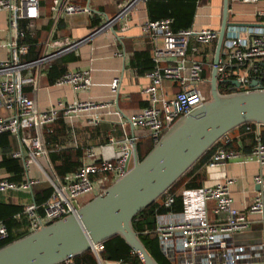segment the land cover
Wrapping results in <instances>:
<instances>
[{
	"label": "built area",
	"instance_id": "1",
	"mask_svg": "<svg viewBox=\"0 0 264 264\" xmlns=\"http://www.w3.org/2000/svg\"><path fill=\"white\" fill-rule=\"evenodd\" d=\"M139 1L120 2L121 9L117 14L97 30L106 26L113 28L115 22L123 18L126 20ZM241 1L253 3L259 0ZM40 4L41 0H0V10L9 12L10 38L7 44L11 48L8 57H0V109L3 110L0 113V133L10 132L17 136L19 145L12 150V155L21 160L27 173V178L22 181L0 177V192L17 189L31 191L34 184L40 181V178L30 174L33 168L39 170L53 186L50 197L43 204V212L36 203L25 204L30 231L75 213L83 196L104 191L108 185L104 187L102 182L107 177L114 181L125 174L134 163L135 150L138 151L139 137L135 134V128L146 127L147 136H151L156 143L182 115L207 100L199 88V82L208 80L204 75L208 64L211 68L217 67L218 86L222 93L245 90L254 77L260 80L261 76L264 88V20L247 25L230 24L224 39L222 58L215 63L197 58V55L201 53V45L217 41L218 29L210 26L175 28L172 16L147 19L142 28L154 46L152 67L147 72L149 82L142 92L147 95L149 104L121 121V133L111 134L105 142L99 143L100 152L94 146L85 147L83 164L72 173L60 175L41 159L47 156L49 161L43 126L68 116H83L89 123L97 125L102 121L103 108L108 104L92 99H77L74 102L59 101L48 109H41L35 95L26 91V86L31 85L37 93L45 61L82 41L59 40V49L55 52H43L38 58L26 59L30 43L24 41L26 33L21 21L40 17ZM52 8L56 21L62 14L91 11L90 5L73 0H53ZM261 13L264 14V9ZM56 83L87 89L93 84L91 70H67L57 78ZM119 84L120 77H114L110 82L113 92H117ZM114 112L122 119L120 110ZM129 123L132 132L126 127ZM234 159L243 162L254 159L264 165V142L260 134L249 154L219 146L208 165L224 166ZM232 182L233 179L227 176L212 185L186 188L182 210L171 208L175 194L168 193L161 198L160 206L168 209L157 212L154 228L146 231L158 235L161 249L172 264H252L263 252L264 243L238 244L234 241V234L249 227L251 214H258L264 223V173L254 176L258 189L246 209L234 205ZM99 188L102 190L99 191ZM207 200H215L216 212L224 214L221 221L211 222L208 219L205 212ZM9 237L8 224L0 220V241ZM104 249V241L93 247L100 264H106L102 256Z\"/></svg>",
	"mask_w": 264,
	"mask_h": 264
},
{
	"label": "crops",
	"instance_id": "2",
	"mask_svg": "<svg viewBox=\"0 0 264 264\" xmlns=\"http://www.w3.org/2000/svg\"><path fill=\"white\" fill-rule=\"evenodd\" d=\"M73 1L90 5L91 11L62 14L56 21L52 8L53 0H41L40 17L29 22V27H32L33 31H35L34 39L37 44V52H31L32 49L30 48L29 53L25 55L26 59L38 58L43 52L53 53L59 49L57 43L59 40H82L76 46L64 50L60 55L45 61L37 93L33 91L31 85H27L25 89L35 95L36 102L41 109H48L59 101L74 102L77 99H92L108 104L103 108V119L97 125L89 123L87 118L83 116H68L61 117L43 126V136L48 145L49 161H47V156H42L41 159L55 168L50 153L59 152L65 170L64 174L74 172L83 164L85 147L94 146L95 150L100 152L99 143L105 142L111 134L119 135L121 133L123 129L121 121L130 118L149 104V99L142 92V89L149 82L147 72L152 67L151 57L154 45L150 37L143 31L142 26L147 19H151L147 2L168 0H140L126 20L123 18L115 22L113 28L106 26L101 30H97V28L104 25L108 17H113L117 14L120 2L123 3L124 0ZM173 1L179 2V5H181L179 9L187 13L181 19L172 16L174 17V23L180 24L181 27L195 26L200 28L210 26L220 29L223 0ZM186 2L190 4L185 6ZM263 9L264 0L253 3L230 0L229 20L249 24L260 23L264 20V14L261 13ZM191 12H194L192 18ZM95 16L99 19V23L93 25ZM9 38V12L0 10L1 58L8 57L11 54V48L7 44ZM216 44L217 41L213 44L201 45V53L197 55V58L213 62ZM32 54H35V56L31 57ZM70 69H90L93 80L92 86L87 89H75L71 84H57V78ZM212 69L208 64L204 71V75L206 77L209 75L210 79ZM208 70H210V73H207ZM116 76L120 77V84L117 92H113L110 88V82ZM118 94L119 97L117 99ZM116 109L122 113V119L121 116L114 112ZM2 112L0 111V113ZM126 127L129 132H132L133 128L130 123ZM262 129H264V124L255 121L245 122L234 127L216 143L211 151L209 160L219 146L233 148L249 154L252 152L257 142V136ZM12 138L13 149H15L19 145V140L13 134ZM58 138L61 139V142H59ZM149 138L147 139L149 140ZM209 160L201 168L202 178H200V184L181 186L179 193L175 194L176 198L178 194L181 196L182 208L179 210L184 208L183 192L186 188H201L206 185H212L222 181L227 176L233 179L231 189L234 205L241 209L248 208L254 200L258 189L254 182V176L260 172L264 173V165H260L254 159L245 162L234 159L224 166L210 167L208 165ZM30 174L40 178V181L34 184V186H37V190L45 185H52L36 168H33ZM4 176L8 177L10 173L0 166V177ZM26 178L27 173L24 168L23 178L16 181H22ZM107 180L108 183L113 181L110 177H107L102 182V186L105 187V181ZM34 186V190L32 189L31 191L17 189L0 192V220L5 221L3 219L9 216L10 204L22 205L21 210L13 213V218L17 223L15 226L12 221H5L8 224L10 235L20 236L30 232V220L28 214L24 211L26 203L38 204L40 211L43 212V204L45 202L38 203L35 201ZM101 190L99 188V191ZM94 195L96 193L86 195V197L83 196L80 199V203H84ZM215 206V200H207L205 203V212L211 222L221 221L224 217V214L216 212ZM234 241L238 244L264 243V223L261 217L258 214H251L249 227L236 232ZM105 260L106 264H108V261H110L109 264H124L120 260ZM66 261L70 262V259ZM252 264H264V250L253 260Z\"/></svg>",
	"mask_w": 264,
	"mask_h": 264
},
{
	"label": "water",
	"instance_id": "3",
	"mask_svg": "<svg viewBox=\"0 0 264 264\" xmlns=\"http://www.w3.org/2000/svg\"><path fill=\"white\" fill-rule=\"evenodd\" d=\"M229 10L230 0H223L215 63L222 58L228 26L249 24L229 20ZM262 78L254 77L245 90L222 93L214 66L210 98L182 115L142 159L136 149L134 163L127 172L82 203L75 213L1 246L0 264H58L116 234L133 247L143 264H160L134 228L133 217L164 193L231 129L248 121L264 124ZM234 82L239 84L237 80Z\"/></svg>",
	"mask_w": 264,
	"mask_h": 264
},
{
	"label": "trees",
	"instance_id": "4",
	"mask_svg": "<svg viewBox=\"0 0 264 264\" xmlns=\"http://www.w3.org/2000/svg\"><path fill=\"white\" fill-rule=\"evenodd\" d=\"M179 2L168 0V1H148V13L151 19L162 18L166 16H175L177 18H183L187 15L184 11L180 10L181 5ZM189 2L185 3V6L189 5ZM194 12H191V18ZM190 16V15H189ZM29 22L32 20L24 19L22 21V28L25 30L26 36L24 41L30 43L31 52H37V44L35 42L34 36L35 31H33L32 27H29ZM99 23V19L95 16L93 19V25ZM175 28H180V24L174 23ZM188 27V26H186ZM35 56L32 54L31 57ZM31 59V58H29ZM64 73V72H63ZM62 73V74H63ZM251 122V121H248ZM261 140L264 142V129L260 132ZM61 142V139H59ZM63 140V139H62ZM218 139L202 156H200L195 163L185 172L183 173L164 193H162L157 199H155L151 204L148 206L140 209L135 216L133 217V226L139 232V236L145 246L147 247L148 251L151 255L156 258L160 264H172L164 255L158 235L153 231H146L152 230L155 226L156 222V214L157 212L166 211L168 207L160 206V200L168 193H179V189L181 186H195L200 184V178H202L201 168L210 158L211 151L215 147L216 143L219 142ZM155 142L153 141L150 144V147L144 153L141 151V148L138 144V153L140 159H142L154 146ZM143 147V146H142ZM13 149V138L10 132H3L0 133V166L6 169L10 173L8 178L12 180H21L24 176V167L21 164L20 160L12 155ZM51 159L54 163L56 171L60 175H64V166L61 162V155L59 152H51L50 153ZM113 182V181H112ZM110 183V182H109ZM108 183V184H109ZM107 184V185H108ZM34 198L35 201L38 203H43L47 200L52 191V185H45L42 188L37 190V186H34ZM34 190V189H33ZM10 214L8 217L4 218L3 220L7 222L14 223L15 226L16 220L13 218V213L17 212L18 210L22 209L21 204H10ZM157 207L158 210H157ZM173 209L179 210L182 208V200L181 196L178 194L177 198L175 199L172 207ZM25 235V234H23ZM16 236L10 235V237L6 240L0 241V247L15 240L19 237L23 236ZM105 249L102 252V256L104 259L107 260H121L125 263L129 264H143V260L141 256L133 249V247L120 235L116 234L104 241ZM58 264H99L98 258L96 253L92 249H88L74 257H72L69 261H63Z\"/></svg>",
	"mask_w": 264,
	"mask_h": 264
},
{
	"label": "rangeland",
	"instance_id": "5",
	"mask_svg": "<svg viewBox=\"0 0 264 264\" xmlns=\"http://www.w3.org/2000/svg\"><path fill=\"white\" fill-rule=\"evenodd\" d=\"M121 8L119 7V10ZM210 73V70L207 71V73ZM207 79L205 81H200L199 82V88L201 89L203 95L205 98H208L211 96V80L209 78V75H207ZM0 111H3L0 109ZM148 133V129L146 127H137L135 128V134L139 137L138 139V144L141 148V151L144 150V153L147 151V149L150 147V144L153 142L152 137L150 136V138L147 136ZM149 138V140L147 139ZM143 146V147H142ZM108 183V180L105 181V186ZM89 194H87L88 196ZM86 197V195L84 196ZM110 263V261H108V264Z\"/></svg>",
	"mask_w": 264,
	"mask_h": 264
}]
</instances>
